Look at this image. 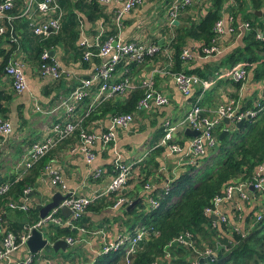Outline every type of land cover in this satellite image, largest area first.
<instances>
[{
    "label": "trees",
    "instance_id": "1",
    "mask_svg": "<svg viewBox=\"0 0 264 264\" xmlns=\"http://www.w3.org/2000/svg\"><path fill=\"white\" fill-rule=\"evenodd\" d=\"M145 1L143 0V3ZM148 1L151 4L158 2V0ZM165 1L164 4H167L165 7H168L171 0ZM58 2L62 9L59 28L56 32L42 37L29 28L26 18L19 16L24 4L21 0H15L14 8L8 12L14 18L6 22L7 31L2 36V40H5L8 46L7 48L0 46V76L5 74V67L15 57L18 48L26 51L28 62H34L36 66L42 64V52L47 49L49 53L50 50H54V54L50 55L63 69L67 70L62 62L66 65L67 59L70 58V61L78 63L88 72L81 78L93 72L100 58L84 59L85 48L79 45L80 26L88 36L98 33L101 26L103 29L101 40L113 36L117 38L120 28L113 21L114 10L98 0H58ZM227 2L228 0H200L193 6L185 8L179 14L177 24L172 28L165 24L166 32L171 33L169 37L167 36L163 42V38L158 37L148 40L156 42L159 50L148 56L144 64L152 61L160 69L166 68L173 72L185 71L207 78L213 70L206 72L196 67L188 69L184 67L185 63L198 58L184 60L181 57L182 49L187 45L198 43L200 46L196 49L198 53H201L202 46L212 44L215 36L212 30L213 24ZM227 9L233 14L235 25L241 21H247L252 27L264 28V0H234V4L227 6ZM123 22L124 20L121 22V27ZM242 38L241 44H235L226 51L219 65L232 66L239 61L248 63L258 61L255 65L248 66L249 76L253 80L264 81V42L256 40L253 32L247 33ZM93 49L96 48L93 47ZM57 53L63 54L62 57L57 59ZM131 65L119 63L116 66L115 75L118 68L122 71L128 69L130 72ZM153 79L155 80L154 75ZM235 85L240 86V83ZM142 96V88H136L125 94H112L84 117L83 128L93 131L91 128L95 122L116 114L133 112ZM194 99V95L189 96L187 102L190 103ZM88 103L89 99L86 98L78 108V114L85 111ZM246 105L251 106V100H247ZM161 107L164 106L155 107L151 112ZM244 108L246 107L244 106L242 110ZM228 128L230 133L223 135L221 140L218 136L224 129V125L218 128L217 144L214 148L207 149L206 153L197 157L193 163L185 162L177 166V172L170 174L171 170H164L157 158L164 148L155 147L163 134L161 124L148 158H144L140 164L132 168L124 188L111 191L90 202L84 212L74 219L75 227L48 226L51 231L47 232L52 242L67 237L80 241L83 239L61 250L67 253L62 258L54 259V264H122L124 252L121 249L100 253L104 241L98 232L102 230L101 228H105L107 232L103 233L106 238L112 239L118 233L119 227L132 235L136 227L140 225L147 229V234L139 243L136 254L132 256L131 264H193L208 249L212 251L216 260L205 264H264V216L261 220H256V214L263 211L262 195L252 187L248 188L253 201L247 203L250 206L243 213L242 227L238 229H233L226 224H221L219 227L213 226V217L204 214V209L212 204L214 197L224 193L226 186L251 182L256 166L264 160V112L245 118L239 127L229 126ZM70 142H78L76 145L78 148L79 131L74 132L48 151L23 176L17 178L14 174L6 180L10 182V187L6 193L0 195V220L7 230L19 235L26 222L38 220L39 211L31 199L37 193L38 180L44 175L45 166L51 163L54 150L60 144ZM103 169H108L109 173L112 171L113 176L116 173L113 161L110 167ZM103 172L102 170V175L105 173ZM167 175H170V178ZM100 178L101 176L97 180ZM131 182L138 183L142 190L136 189L131 194L129 192ZM25 189H29L30 194L24 193ZM23 196L29 198L30 210L27 213L7 208L9 201H16ZM149 198L155 200L157 204L151 205ZM119 199L124 202L116 206ZM257 199H259V206L255 204ZM134 200L137 201L127 209L128 204ZM104 211H113L112 216L103 214ZM101 213L103 216H98L99 219L94 217ZM59 215L66 217L61 211ZM252 223L253 227L247 230ZM77 227H83L86 232H81ZM243 232L246 233L244 237H242ZM181 233L190 235L191 245L185 246L177 241L168 245ZM96 238L100 242V248H92L91 253L87 252L82 244L86 239L96 244Z\"/></svg>",
    "mask_w": 264,
    "mask_h": 264
},
{
    "label": "built area",
    "instance_id": "2",
    "mask_svg": "<svg viewBox=\"0 0 264 264\" xmlns=\"http://www.w3.org/2000/svg\"><path fill=\"white\" fill-rule=\"evenodd\" d=\"M100 3L110 6L114 10L113 21L120 28L124 18L142 5L143 0H98ZM200 0H171L165 11V24L172 28L177 24L179 14L185 9L193 6ZM15 0H0V39L6 33V22L14 18L8 12L14 8ZM21 15L28 21L29 28L37 35L46 36L51 32H56L59 28V18L62 15V9L58 0H24ZM234 0H228L223 5L220 16L215 20L212 30L215 34L210 46H202L201 53L197 49L200 44L185 46L182 49L181 57L184 60L194 58H214L230 50L238 39H241L249 32L254 33L256 40L264 42V28L252 27L249 22L241 21L235 25L233 14L227 9V6L233 5ZM35 14V16H34ZM99 32L88 36L83 32L80 26L79 45L85 48L84 59L89 60L92 57L100 58V62L94 66L93 72L87 77L78 79L76 86L67 94L60 96L53 107L45 109L36 104L35 109L49 114V122L43 128L46 135L43 139L33 142L27 149L24 156L18 163L15 175L20 178L28 172L32 166L39 161L48 151L55 148L62 140L70 137L74 132L79 131L78 150L82 154L87 166H91L98 154L95 151V142L101 141L102 148L111 147L114 151L113 163L116 173L109 183L94 197L72 194L59 202V205L51 209L45 217L38 218L34 222H26L23 225L21 234L16 235L7 230L6 226L0 220V264H54L51 258L40 255V251L31 253L26 246V242L31 235L32 230L37 229L44 237L43 227L49 225L71 226L75 227L74 219H77L85 207L93 200L114 190L124 188L126 180L132 170L131 163L122 160L119 151L115 148L117 134L119 130L130 128L139 112L150 113L158 106H168L170 98L163 91L155 87L153 79L154 74L136 81L128 69L122 71L120 76L115 75L116 66L123 62L124 64H134L142 67L148 56L153 55L159 50L156 42L142 40L133 37L128 41H122L120 36L116 38L108 37L101 40L103 29L100 26ZM171 35L169 32L168 37ZM116 41L115 45L113 42ZM95 47L96 49H93ZM48 58H51L48 60ZM264 58V57H263ZM262 58V59H263ZM42 64L38 67V73L42 77L50 78L53 81L63 77L66 71L60 66L58 61L50 55L49 50L42 52ZM257 62L248 63L239 61L227 68H219L207 78H202L197 74L187 73L185 71H169L164 68L156 69V72H162L169 76L175 83L178 91L185 97L193 96L194 101L189 103V108L179 120L165 119L162 123L163 134L156 142V146H162L167 156L176 157L177 166L189 162L193 163L195 159L206 153L207 149L214 148L217 144V130L223 124L224 118L230 120V125L234 127L235 123L242 118L253 117L264 112V81L253 80L252 90L249 89V71L248 66H253ZM5 75L10 78L11 86L15 93H21L27 88L25 75V64L19 58L11 59L5 67ZM218 80H227L232 83H240L241 89L238 93L229 94L225 101L216 104L213 107L205 106L202 101L207 91ZM136 88L143 89V96L138 101L135 110L131 113L116 114L109 118L106 130L101 134L94 131H88L83 128V119L97 105L106 101L112 94H125ZM242 88H247L249 92L253 91L257 101L253 108L242 110L239 107L240 96L244 93ZM88 98L89 103L83 113L78 114V108L83 101ZM62 111V117L59 118V112ZM54 117L56 119H54ZM229 126H224L228 128ZM186 128L198 131L196 136H185ZM229 129V128H228ZM12 132V126L9 120L0 113V135L7 137ZM181 141H184L182 144ZM44 174L49 178V182L54 190L66 193L67 184L62 175L51 164L44 168ZM102 175V169L96 167L88 169V176L97 179ZM169 181V180H168ZM10 182L0 184V195L9 190ZM256 190L262 195L263 211L256 214V220H261L264 216V160L258 164L254 170L252 181L229 184L224 193L213 198L212 204L204 209V214L213 218V226L219 227L221 224L230 225L233 229L242 227V217L246 209L249 208L253 199L250 196L248 188ZM149 190V187H147ZM29 189L24 193L30 194ZM255 198V197H253ZM151 205L155 206V200L149 198ZM259 199L255 201L259 206ZM124 202L119 199L116 206ZM61 206L70 208L71 213L66 216H60ZM7 208L27 213L30 210L28 196H23L18 200L9 201ZM228 211V212H227ZM65 216V215H64ZM253 227L250 224L248 229ZM81 232H86L83 227H77ZM98 233H101L99 231ZM147 229L144 226L136 227L132 235H118L112 239H107L104 233H101L104 244L100 253L116 251L121 249L124 252L122 264H131L132 256L136 254L139 243L145 238ZM243 232L242 237L245 236ZM47 239V238H46ZM67 243L75 244L80 240L73 237L64 238ZM83 240V239H82ZM81 240V241H82ZM80 241V242H81ZM177 241L185 246L191 245L190 235L181 233L172 241ZM49 243L50 242L48 240ZM214 255L210 249L206 250L201 257ZM200 257V258H201ZM193 264H198V260Z\"/></svg>",
    "mask_w": 264,
    "mask_h": 264
},
{
    "label": "crops",
    "instance_id": "3",
    "mask_svg": "<svg viewBox=\"0 0 264 264\" xmlns=\"http://www.w3.org/2000/svg\"><path fill=\"white\" fill-rule=\"evenodd\" d=\"M163 1L165 2V0ZM165 6L161 3V8L158 7L155 2L151 4L146 0L141 6L124 18L123 25L120 27L119 31L120 39L122 41H128L133 37H138L142 40H149L152 37H158L163 38V42L169 34L164 27ZM162 30L164 32H162ZM4 41L5 40H2V38L0 39V46L3 45L7 48L8 44ZM242 42L243 38L238 39L235 44H241ZM225 54L226 52L214 58L190 61L185 63L186 65H184V67L187 69L196 67L204 69L206 72L213 70L212 73H210L213 74V72L219 68L229 67L227 65H219ZM62 55L61 53H57V59L61 58ZM15 58L21 59L25 64L27 88L17 94L12 89L10 78L5 74L0 76V111L9 120L12 126V132L9 136L4 137L0 135V182L8 180L16 173L18 163L22 156L25 155L29 146L33 142L43 139L46 135L43 128L52 117L50 118L49 114H44L36 110L35 105L38 104L45 109L53 107L60 96L69 93V90L75 86V81L78 78L88 73L84 68H81L78 63H74L68 58L66 65L62 62L63 66L67 69H64L66 73L59 81L56 80L53 82L50 78L39 75V66H36L37 64L34 62H28L29 58L26 51L18 48ZM217 65L218 67L216 68ZM130 68L131 76L136 81L143 78L145 75L154 74L155 87L163 91L170 98V104L168 106L161 107L155 112H139L136 114L135 120L130 128L118 131L115 148L119 151L122 160L126 163H131L133 168L137 164H140L144 158H148L155 141L154 139L158 133V128L161 127L163 121L168 118L179 120L189 107V103L187 102L188 97H185L178 91L174 81L169 76L162 72L155 71L156 69H162L157 67L154 62L149 61L142 67L131 65ZM121 73V68H118L116 75H121ZM252 81L253 79L249 76L250 90H252ZM239 89H241V87L236 86L235 83L227 80H218L215 85L206 92L202 103L205 106L213 107L225 101L229 94H237ZM242 89L244 93L240 96L239 107L243 108L245 106L246 108L243 110L253 108L257 101L255 93L253 91L249 92L247 88ZM247 100H251V106L246 105ZM58 117H62V111L59 112ZM56 118L54 117V119ZM108 122L109 118L101 120L100 122H95L91 129L96 132V134H101L106 130ZM223 125L225 126L224 122ZM184 135L188 136L185 130ZM77 144L78 142L60 144L52 153L50 164L60 172L67 184L68 191L66 193H61L59 191L62 195L74 193L94 197L99 192L103 191L113 177L112 171L109 173L108 169L103 168L111 166L114 159V151L111 147L101 148V141L97 140L94 147L99 155L91 166H87L82 154L76 147ZM102 150L104 151L102 152ZM157 158L160 166L164 170H171L170 174H175L177 172L176 157L167 156L165 150H163ZM96 167H101L104 172L107 170L105 173L103 172L104 174L101 175V178L98 180L88 176V169H94ZM167 177L170 178V175H167ZM136 189L141 191L142 187L138 183L131 182L129 184V192L132 194ZM56 192L58 191L52 188L49 178L44 174L38 180L37 193L35 196H32L31 199L35 204L39 203L43 206L51 201V197ZM112 213L113 211L103 212V214L108 215V217L112 216ZM103 214L101 213L94 217L99 219L98 216L101 217ZM101 229V233L107 232L105 228ZM101 233H99L100 236ZM122 234L127 235V232L124 231V228L119 227V231L114 237ZM99 243L100 242L97 241L95 244L92 240L86 239L82 245L87 252L91 253L92 248H100Z\"/></svg>",
    "mask_w": 264,
    "mask_h": 264
},
{
    "label": "water",
    "instance_id": "4",
    "mask_svg": "<svg viewBox=\"0 0 264 264\" xmlns=\"http://www.w3.org/2000/svg\"><path fill=\"white\" fill-rule=\"evenodd\" d=\"M24 1V0H21ZM258 14H260V12H258ZM12 34H13V27H12ZM14 35V34H13ZM116 41L113 42V44L115 45ZM50 54L53 55L54 54V50H50ZM245 120V118H242L241 120L237 121L235 123V127H239L243 121ZM224 124L226 126L230 125V120L228 118H224L223 120ZM185 133L188 136H196L198 134L197 130L194 129H189L186 128L185 129ZM230 133L228 128H224L222 129V131L220 132L218 139L221 140L223 135ZM70 195V193H67L65 195H62L59 191L54 193V195L51 197V201L48 202L45 205H41L39 203L36 204V208L39 211V217L43 218L46 216V214L53 208L57 207L59 205V202L63 199H65L66 197H68ZM137 200H134L133 202H131L130 204H128L127 209L129 207H131ZM61 213L65 216H68L71 213L70 208L66 207V206H61L60 207ZM214 219H216L215 216H213ZM26 246L29 249V251L31 253H36L39 250H44V251H50L53 250L54 252L58 251V250H65L67 247V243L64 239H58L56 241H54L52 244L48 242V239H46L45 237H43L42 233L40 231H38L37 229L32 230L31 235L29 236L27 242H26ZM216 260V257L214 255L211 256H205V257H201L198 260V264H205L207 262L210 261H214Z\"/></svg>",
    "mask_w": 264,
    "mask_h": 264
},
{
    "label": "rangeland",
    "instance_id": "5",
    "mask_svg": "<svg viewBox=\"0 0 264 264\" xmlns=\"http://www.w3.org/2000/svg\"><path fill=\"white\" fill-rule=\"evenodd\" d=\"M166 2V1H165ZM163 0H159V2H157L156 4H157V6L158 7H161V3H165ZM166 4H164V6H165ZM163 7V6H162ZM161 7V8H162ZM156 8V7H155ZM154 8V9H155ZM167 8V7H166ZM165 11H166V9H165ZM150 24V23H149ZM260 82V81H259ZM51 231L50 229H48V227H43V231H44V237L45 238H47L50 242H52L51 240H50V238H49V232H47V231ZM40 253V255H43L44 257H47V258H51V259H58V258H62V257H64L65 255H66V253L67 252H63V251H57V252H54L53 250H50V251H44V250H42V251H40L39 252Z\"/></svg>",
    "mask_w": 264,
    "mask_h": 264
}]
</instances>
